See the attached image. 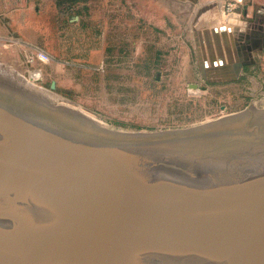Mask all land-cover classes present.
<instances>
[{
  "label": "water",
  "instance_id": "water-1",
  "mask_svg": "<svg viewBox=\"0 0 264 264\" xmlns=\"http://www.w3.org/2000/svg\"><path fill=\"white\" fill-rule=\"evenodd\" d=\"M58 105L0 64V264H264V112L130 133Z\"/></svg>",
  "mask_w": 264,
  "mask_h": 264
},
{
  "label": "rangeland",
  "instance_id": "rangeland-1",
  "mask_svg": "<svg viewBox=\"0 0 264 264\" xmlns=\"http://www.w3.org/2000/svg\"><path fill=\"white\" fill-rule=\"evenodd\" d=\"M62 1L0 0V64L63 97L66 105L58 107L130 133L187 129L249 108L264 112L263 71H255L254 84L207 83L193 63L167 68L162 51L156 67L144 53L136 59L124 36L109 37L108 52L101 53L100 34L62 14ZM39 50L50 57L48 65L29 62ZM39 68L41 82L31 78Z\"/></svg>",
  "mask_w": 264,
  "mask_h": 264
},
{
  "label": "crops",
  "instance_id": "crops-1",
  "mask_svg": "<svg viewBox=\"0 0 264 264\" xmlns=\"http://www.w3.org/2000/svg\"><path fill=\"white\" fill-rule=\"evenodd\" d=\"M229 1L67 0L58 2V5L62 14L73 15L84 29L100 34L101 53L107 54L109 37L124 36L129 38L127 41L136 59L144 53L154 67L164 57L161 61L169 69H182L188 62L193 63L191 67L196 68L199 78L207 83L234 85L247 81L254 84L255 71L264 72V0H243L231 13L226 11ZM222 28L226 29L227 47ZM215 29L219 31L217 37L225 58V64L221 66L230 71L221 76L207 74L206 80L201 70L200 54H205L208 63L210 51L217 52ZM241 35L249 36L248 47L251 48V51L246 49L242 53H252L253 57L237 55L235 43ZM161 51L164 55L159 59ZM246 60H255V64L246 66L239 80H233L237 75L232 70L239 61ZM211 67L208 63L205 68Z\"/></svg>",
  "mask_w": 264,
  "mask_h": 264
},
{
  "label": "built area",
  "instance_id": "built-area-1",
  "mask_svg": "<svg viewBox=\"0 0 264 264\" xmlns=\"http://www.w3.org/2000/svg\"><path fill=\"white\" fill-rule=\"evenodd\" d=\"M243 0H231L226 5V11L228 13H231L234 9L237 8L238 5L242 4ZM37 61L40 65H48L51 62L50 57L43 51H38L36 54H34V57L29 60L30 63ZM31 78L34 81H42V70L35 69L31 72Z\"/></svg>",
  "mask_w": 264,
  "mask_h": 264
},
{
  "label": "bare ground",
  "instance_id": "bare-ground-1",
  "mask_svg": "<svg viewBox=\"0 0 264 264\" xmlns=\"http://www.w3.org/2000/svg\"><path fill=\"white\" fill-rule=\"evenodd\" d=\"M229 34V33H228ZM231 42V41H230ZM224 46V45H223ZM209 63V62H208ZM216 63H217V65H219L220 64V62H219V60H218V58H217V56H216ZM62 108V107H61ZM65 109V108H64ZM66 110H68V109H66Z\"/></svg>",
  "mask_w": 264,
  "mask_h": 264
}]
</instances>
